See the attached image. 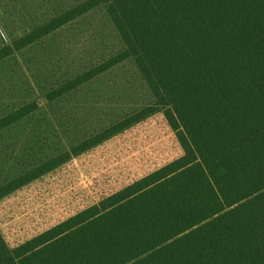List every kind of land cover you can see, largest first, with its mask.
Here are the masks:
<instances>
[{"label":"trees","instance_id":"trees-1","mask_svg":"<svg viewBox=\"0 0 264 264\" xmlns=\"http://www.w3.org/2000/svg\"><path fill=\"white\" fill-rule=\"evenodd\" d=\"M0 109L4 154L35 115L67 145L0 200L160 114L183 150L0 264H264V0H86L0 49Z\"/></svg>","mask_w":264,"mask_h":264},{"label":"rangeland","instance_id":"rangeland-1","mask_svg":"<svg viewBox=\"0 0 264 264\" xmlns=\"http://www.w3.org/2000/svg\"><path fill=\"white\" fill-rule=\"evenodd\" d=\"M84 1L0 0V49ZM37 97L44 115L51 114L53 109L43 90L38 89ZM61 107L59 104L58 108ZM87 112L78 109L75 116L81 118V123L70 128L82 129ZM74 114L68 110L63 122ZM27 121L29 125L14 132L19 143L17 150L11 149L6 155L1 150L4 144L0 146L1 184L20 175L33 160L46 158L51 148L63 143L55 136L44 140L45 124L38 115ZM182 152L164 116L157 115L0 200V228L14 248Z\"/></svg>","mask_w":264,"mask_h":264}]
</instances>
